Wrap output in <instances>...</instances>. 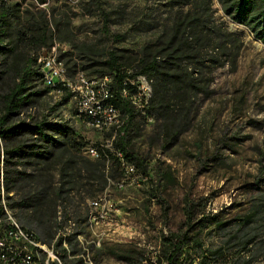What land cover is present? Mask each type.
I'll return each mask as SVG.
<instances>
[{
    "label": "rangeland",
    "instance_id": "obj_1",
    "mask_svg": "<svg viewBox=\"0 0 264 264\" xmlns=\"http://www.w3.org/2000/svg\"><path fill=\"white\" fill-rule=\"evenodd\" d=\"M4 1L16 14L18 28L45 15L53 18L55 14L62 21L59 34L69 33L71 40L61 41L57 33L51 48L58 45L68 79L75 81L76 88L86 87L84 80L76 79L79 71L100 78L95 70L102 66L95 62L103 61L109 51L127 56L152 41L164 42L177 19L191 22L181 28L186 38L192 35L193 26L202 28L220 42L218 55L222 49L227 53L224 66L212 73L199 62L181 64L185 72H193L201 91L191 98L192 103L173 112V117L182 113L177 139L164 146L160 128L164 119L144 112L136 118L131 148L143 159L147 173L135 161L123 160L121 165L107 162L105 189L97 180L89 184L81 179L86 184L77 186L66 200L71 213L65 227L70 233H81L73 242L83 264H167L165 237L171 234L187 235L179 259L183 264L196 263L222 244L217 222L234 228L247 214H264V43L249 27L232 19L221 0H0V5ZM103 12L109 14L107 26ZM207 52L208 56L214 53L201 50L205 56ZM35 53L41 54V50L34 52L27 43L20 44L14 55L5 60L0 56V72L23 64ZM9 82L4 74L0 95ZM135 85L136 95L130 96L140 105L152 96L153 84L140 76ZM31 91L39 92L37 101L19 119L36 122L46 116L51 122H67L75 135L87 142L82 155L88 159L95 160L89 148L109 143L108 135H115L122 125L121 121L113 128L117 118L107 113L97 114L106 124L82 117L77 112L79 99L71 91L47 89L41 80L30 82ZM67 92L72 96L66 102ZM88 105L84 106L87 110ZM92 108L96 110L95 104ZM2 112L0 100V115ZM5 145L0 138L1 150ZM27 161L10 168L33 172L30 162L34 158ZM124 163H131L136 170L128 173ZM62 165L56 160L50 168L55 182ZM33 175V182H21L9 193L4 190L3 201L21 199L37 187L39 180L37 183L38 177ZM7 213L15 221L19 209L7 207ZM10 235V239L24 237L21 232ZM259 240L264 244V232ZM41 247L48 257L59 259L52 248ZM254 264H264V251L256 255Z\"/></svg>",
    "mask_w": 264,
    "mask_h": 264
},
{
    "label": "trees",
    "instance_id": "obj_2",
    "mask_svg": "<svg viewBox=\"0 0 264 264\" xmlns=\"http://www.w3.org/2000/svg\"><path fill=\"white\" fill-rule=\"evenodd\" d=\"M221 1L233 20L249 27L255 38L264 43V0ZM53 15V18L45 15L41 20L31 19L27 25L18 28L16 14L6 6L5 1L0 5V56L7 59L23 43H27L34 52L41 50V54L29 55L23 64L0 72V80L4 74L10 78L0 95L3 105L0 138L6 143L2 150L0 146V242L7 239L6 246L0 247V264H33L35 261L39 264H83L84 259L79 256L73 242L74 239L77 242V236L81 233H70L65 227L71 213L66 200L73 190L86 184L81 183V179L89 181V184L97 180L101 189H105L107 162L121 165L123 160L135 161L147 173L143 159L131 148L130 135L136 118L144 112L156 119H164L160 128L166 146L177 139L182 131L177 125L182 113L179 117H173V112L186 106L201 91L193 72H185L181 64L199 62L210 67L212 73L226 62L227 53L223 49L219 52L220 55L216 52L222 47L219 41L196 26L192 28V35L186 38L181 28L189 27L191 22L180 19L176 20L173 33L164 42L161 39L152 41L127 56L109 51L103 61L95 62L102 66L95 72L101 77L110 78V96L102 104L109 103V106L112 105L119 111L122 125L115 135H108L111 141L107 144L111 146L101 143L93 145L98 149L99 156L91 160L82 155L87 142L76 136L67 122H51L46 116L36 122L19 119L24 110L37 101L39 92H29V88L33 80L43 82L40 57L50 50L57 33L61 41L71 40L69 33L59 34L62 21ZM103 16L107 26L109 14L103 12ZM204 48L211 49L214 53L210 52L208 56L207 52L205 56V53H201ZM206 61L210 64L206 65ZM140 76L152 82L153 94L149 99L143 100L140 104L142 107L138 108L130 95L126 96L124 92L127 90L130 94L134 93L135 81ZM46 88L58 89L59 92L69 91L62 84ZM71 96L72 93L67 92L64 101H69ZM188 112L184 113V117L188 116ZM115 127L114 125L113 128ZM32 157L34 161L30 163L34 165L33 172L10 168L11 165H26L29 163L27 160ZM56 160L63 162L57 182L53 181L50 173ZM33 174L38 177H35L37 183L39 180L37 187L30 188L21 199L3 201L4 190L9 193L21 182H33ZM7 207L19 209L17 220L10 218ZM216 225L222 232V244L203 254L196 263L192 261L187 264H254L256 255L264 251L263 241L259 240L264 232V214H258L257 211L247 214L234 228L223 221ZM20 232L24 237L9 238L10 233ZM187 239L185 234L165 237L167 264H183L179 258ZM64 244H68V247ZM41 245L52 248L59 259L48 257ZM245 252L249 254L245 255ZM25 256L27 257L24 258Z\"/></svg>",
    "mask_w": 264,
    "mask_h": 264
},
{
    "label": "built area",
    "instance_id": "obj_3",
    "mask_svg": "<svg viewBox=\"0 0 264 264\" xmlns=\"http://www.w3.org/2000/svg\"><path fill=\"white\" fill-rule=\"evenodd\" d=\"M42 59L45 62V69L50 77V80L67 87V89L79 99L77 111L82 116L87 117L89 120L102 121L104 119L102 116H97L98 112L101 114L107 113L108 115L114 114L112 107H109V103H106L105 105L102 104V102L110 96L111 86L110 78L108 76L92 79L84 71H79L76 79L86 80V87L76 88L75 81L68 79L67 68L64 61L59 56L58 45H55L50 50L46 51L42 55ZM86 103L89 104L87 106L88 110L84 108ZM93 104H95L96 110L92 108ZM138 106L140 105L138 104ZM102 123H106V120L102 121ZM89 151L92 157L99 156V152L96 147H90ZM125 167L127 171L133 172V166H127L126 164ZM6 242L7 239H5V246ZM26 257L27 256L24 258Z\"/></svg>",
    "mask_w": 264,
    "mask_h": 264
},
{
    "label": "bare ground",
    "instance_id": "obj_4",
    "mask_svg": "<svg viewBox=\"0 0 264 264\" xmlns=\"http://www.w3.org/2000/svg\"><path fill=\"white\" fill-rule=\"evenodd\" d=\"M40 64H41V70H42V72H43V82H44V85L45 86H47V87H50V88H55L56 86H58L59 84L57 83V82H54V81H51L50 80V77H49V75H48V73H47V71H46V69H45V62L43 61V59H41V61H40ZM41 72V73H42ZM77 80H84V79H77ZM84 83L86 84V80H84ZM81 84V83H80ZM79 84V85H80ZM124 95H126V96H129L130 95V93L126 90L125 92H124ZM131 99H132V97L131 96H129ZM132 101H133V99H132ZM134 102V101H133ZM135 103V102H134ZM136 104V103H135ZM109 107H112V105L111 106H109ZM112 110H113V112H114V114H112V115H110V116H112V117H114V118H117V119H115V122L113 123L114 125H115V123H117V126L119 125V124H121V120H120V113H119V111L117 110V109H115L114 107H112ZM78 112V111H77ZM80 114V113H79ZM81 115V114H80ZM82 116V115H81ZM83 117V116H82ZM85 118H87V117H85ZM111 119V118H110ZM91 121V120H90ZM92 121H94V120H92ZM100 120H98V122H99ZM95 123V122H94ZM102 124V123H101ZM106 124V123H105ZM104 124V125H105ZM113 124L111 125V126H113ZM102 126V125H101ZM116 126V125H115ZM108 127V126H107ZM121 155V154H120ZM127 166H133V165H127ZM134 170H136L135 169V167L133 166V171ZM128 173H129V171H128ZM18 234L19 233H17V234H14V233H11V235L10 236H18ZM4 246H5V243L3 242V241H1L0 242V247H3L4 248ZM30 259V258H29ZM29 262V261H28Z\"/></svg>",
    "mask_w": 264,
    "mask_h": 264
}]
</instances>
